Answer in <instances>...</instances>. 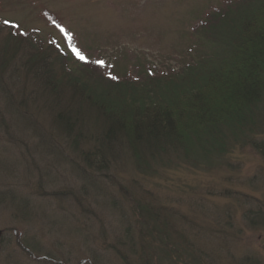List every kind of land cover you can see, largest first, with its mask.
<instances>
[{
	"label": "rangeland",
	"instance_id": "rangeland-1",
	"mask_svg": "<svg viewBox=\"0 0 264 264\" xmlns=\"http://www.w3.org/2000/svg\"><path fill=\"white\" fill-rule=\"evenodd\" d=\"M224 1L0 0V57L16 53L0 78V264H264V223L251 221L264 219V122L262 132L226 129L217 143L192 141L145 174L128 156L95 172L54 133L42 98L18 104L31 88L20 68L30 49L4 26L31 32L37 46L61 48L71 59L57 69L76 71L85 61L97 76L111 70L131 78L195 58L206 12ZM85 78L107 109L156 102L152 91L167 87L156 80L159 89L153 84L144 96L135 85ZM89 115L83 129L95 132Z\"/></svg>",
	"mask_w": 264,
	"mask_h": 264
},
{
	"label": "trees",
	"instance_id": "trees-1",
	"mask_svg": "<svg viewBox=\"0 0 264 264\" xmlns=\"http://www.w3.org/2000/svg\"><path fill=\"white\" fill-rule=\"evenodd\" d=\"M201 26L195 37L199 47L195 58L177 70L168 68L158 74L148 70L143 76L131 75V78L127 77L128 73L117 77L111 70L109 75L113 78L104 72L97 76L85 61L76 62V71L62 66L57 69V63L71 59L61 48L42 43L37 46L29 36L31 32L6 26L12 30V39L27 44L30 49L20 68L25 70L31 88L18 104L24 107L29 101L33 105L42 98L52 114L50 126L54 133L58 137L60 134V139L68 142L74 151L78 150L95 172L109 169V162L118 160L117 156H128L132 166L145 174L152 163L162 162L172 152L182 149L186 152V146L192 141L195 146L217 143L226 129L242 134L251 129L262 132L264 0H225L206 12ZM201 31L206 33V42L199 36ZM15 55V52L12 56L1 55V79L10 64L14 65ZM85 77L112 86L135 85L143 89L144 96H147V87L156 80L165 81L167 87L164 94L152 91L157 93L156 102L131 104L136 101L133 99L131 103L126 101L128 105L123 103L107 109L104 101L93 96V84L86 83ZM152 87L159 89L158 84ZM6 99L13 102L10 97ZM13 104L12 111L18 112V104ZM89 114L98 123L95 132L83 129ZM45 136L54 139L53 134L45 133ZM81 144L91 149L82 150ZM44 146L50 145L46 142ZM260 152L264 157V150ZM259 215L253 214V225L257 221L264 223Z\"/></svg>",
	"mask_w": 264,
	"mask_h": 264
},
{
	"label": "snow or ice",
	"instance_id": "snow-or-ice-1",
	"mask_svg": "<svg viewBox=\"0 0 264 264\" xmlns=\"http://www.w3.org/2000/svg\"><path fill=\"white\" fill-rule=\"evenodd\" d=\"M4 23H5V24H9L10 22L7 21V20H5ZM13 26H16V25H13ZM73 51H74L75 55H76L79 59H81V60H85V59H86V58L80 53L79 50H77V49H73ZM96 63H98V64H100V65H103L104 62H103V61H96Z\"/></svg>",
	"mask_w": 264,
	"mask_h": 264
},
{
	"label": "water",
	"instance_id": "water-1",
	"mask_svg": "<svg viewBox=\"0 0 264 264\" xmlns=\"http://www.w3.org/2000/svg\"><path fill=\"white\" fill-rule=\"evenodd\" d=\"M1 238H2V232L0 231V249H1Z\"/></svg>",
	"mask_w": 264,
	"mask_h": 264
}]
</instances>
